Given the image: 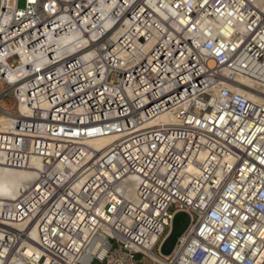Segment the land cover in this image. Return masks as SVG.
Instances as JSON below:
<instances>
[{"label":"built area","instance_id":"built-area-1","mask_svg":"<svg viewBox=\"0 0 264 264\" xmlns=\"http://www.w3.org/2000/svg\"><path fill=\"white\" fill-rule=\"evenodd\" d=\"M263 6L17 0L77 37L26 44L45 64L11 168L36 176L0 202V264H264ZM109 136L104 153L87 144ZM180 213L190 226L164 257Z\"/></svg>","mask_w":264,"mask_h":264},{"label":"bare ground","instance_id":"bare-ground-1","mask_svg":"<svg viewBox=\"0 0 264 264\" xmlns=\"http://www.w3.org/2000/svg\"><path fill=\"white\" fill-rule=\"evenodd\" d=\"M7 7L2 10L0 15V80L7 84H13L15 91L20 100L21 117L18 122L13 115L0 114V202L10 201L17 197L20 188L26 184L32 183L35 179V171L16 170L11 168L12 159L14 157V150L16 148V135H18V127L23 126V122L27 118V112L31 109V102L29 95L31 94V86L29 85L32 74L42 72L44 70L45 59L41 52L30 53L27 48V43L32 41H56L66 43L74 41L76 34L57 36V29H52L50 26L37 23L35 20H30L29 14L21 13L24 18L19 17L16 12L17 0H4ZM32 2L35 0H31ZM264 10V6L262 7ZM28 22V23H27ZM25 23L23 26L21 24ZM15 54L20 57V68L14 69L13 66L6 65V58L9 54ZM251 87V86H248ZM245 89V88H244ZM244 93L252 101H258V97L246 88ZM44 99L39 98L36 102L37 108L43 107ZM43 105V106H42ZM3 113V111H2ZM5 113V112H4ZM22 136H25L24 130L21 131ZM113 136L101 137L90 140L87 144L96 151H106L105 149L114 141ZM33 167L39 169L41 163L39 161L33 162ZM34 168V169H35ZM32 243L38 241L36 230L30 228ZM172 232V231H171ZM181 239V238H180ZM31 248L28 249L26 255L31 253ZM145 264H154L159 262V257L152 253H147ZM164 256V255H163ZM169 257V256H164Z\"/></svg>","mask_w":264,"mask_h":264},{"label":"water","instance_id":"water-1","mask_svg":"<svg viewBox=\"0 0 264 264\" xmlns=\"http://www.w3.org/2000/svg\"><path fill=\"white\" fill-rule=\"evenodd\" d=\"M3 6H6L5 1L0 0V12ZM190 223V217L187 214L180 213L175 217L173 221L172 232L161 248L162 255L170 256L173 253L180 238L188 230Z\"/></svg>","mask_w":264,"mask_h":264},{"label":"rangeland","instance_id":"rangeland-1","mask_svg":"<svg viewBox=\"0 0 264 264\" xmlns=\"http://www.w3.org/2000/svg\"><path fill=\"white\" fill-rule=\"evenodd\" d=\"M20 7L24 8V1L20 2ZM9 66H14V69H17L20 67L18 61L9 62ZM14 93H15L14 88L8 86L4 82H0V106H1L0 114L5 115L7 113L9 115H15V116L17 115L19 106L13 97ZM2 107L4 109H2Z\"/></svg>","mask_w":264,"mask_h":264}]
</instances>
